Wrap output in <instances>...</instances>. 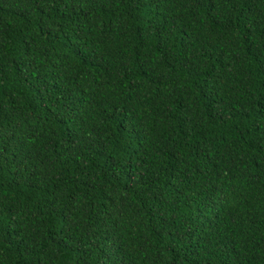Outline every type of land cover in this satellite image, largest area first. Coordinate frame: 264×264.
Wrapping results in <instances>:
<instances>
[{
  "label": "trees",
  "instance_id": "1",
  "mask_svg": "<svg viewBox=\"0 0 264 264\" xmlns=\"http://www.w3.org/2000/svg\"><path fill=\"white\" fill-rule=\"evenodd\" d=\"M0 264H264V0H0Z\"/></svg>",
  "mask_w": 264,
  "mask_h": 264
}]
</instances>
